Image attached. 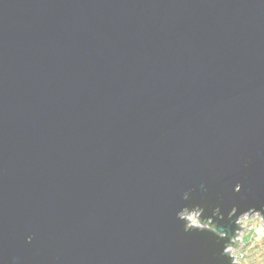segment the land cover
Wrapping results in <instances>:
<instances>
[{
  "label": "water",
  "instance_id": "water-1",
  "mask_svg": "<svg viewBox=\"0 0 264 264\" xmlns=\"http://www.w3.org/2000/svg\"><path fill=\"white\" fill-rule=\"evenodd\" d=\"M189 187L264 201V0H0V264H201Z\"/></svg>",
  "mask_w": 264,
  "mask_h": 264
},
{
  "label": "clouds",
  "instance_id": "clouds-1",
  "mask_svg": "<svg viewBox=\"0 0 264 264\" xmlns=\"http://www.w3.org/2000/svg\"><path fill=\"white\" fill-rule=\"evenodd\" d=\"M241 190V182L233 184V192ZM192 191L189 187L182 192L181 199L187 203L175 211L180 229L185 233H208L203 247L219 246L211 251V258L205 255L201 264H264V201L249 205L233 202L225 207L222 192L209 202L194 200ZM202 191L207 192V187H202ZM34 235L29 234L26 241L31 242Z\"/></svg>",
  "mask_w": 264,
  "mask_h": 264
}]
</instances>
